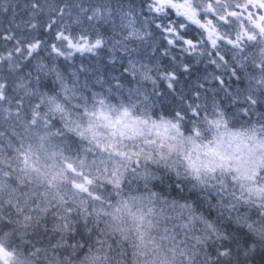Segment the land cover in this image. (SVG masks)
<instances>
[{
    "label": "snow or ice",
    "instance_id": "1",
    "mask_svg": "<svg viewBox=\"0 0 264 264\" xmlns=\"http://www.w3.org/2000/svg\"><path fill=\"white\" fill-rule=\"evenodd\" d=\"M0 17V264H264V0Z\"/></svg>",
    "mask_w": 264,
    "mask_h": 264
},
{
    "label": "trees",
    "instance_id": "2",
    "mask_svg": "<svg viewBox=\"0 0 264 264\" xmlns=\"http://www.w3.org/2000/svg\"><path fill=\"white\" fill-rule=\"evenodd\" d=\"M100 58H94L91 55L88 56H81L80 54H76L71 61H64L63 58L60 59L59 63L60 64H64V65H71L72 67L70 68V70H75L76 68H79L81 65H84L85 67H90V70L87 74H81L80 76V83L84 84L86 81H88L89 77L92 76V73L94 71V69L96 67H100V63H99ZM105 62H106V58H105ZM146 62V61H145ZM124 63V61H118L117 62V68H119L120 64ZM126 64V63H125ZM107 73L109 76L111 75H119V71H113L110 67L105 69V68H101V73ZM129 79H131V77H129ZM131 86H135L134 83ZM127 87H129V85H126L125 87V94H127ZM145 88L148 91H151V84L145 83Z\"/></svg>",
    "mask_w": 264,
    "mask_h": 264
},
{
    "label": "rangeland",
    "instance_id": "3",
    "mask_svg": "<svg viewBox=\"0 0 264 264\" xmlns=\"http://www.w3.org/2000/svg\"><path fill=\"white\" fill-rule=\"evenodd\" d=\"M10 3L13 4V6L15 7V5L19 4V5H23V0H9ZM137 3H139V0H136ZM20 11H22V7L17 9V13H19ZM0 22H3V18L0 17ZM8 25L5 23L4 27H7ZM85 56H88V54H85ZM127 63L126 60H124V64Z\"/></svg>",
    "mask_w": 264,
    "mask_h": 264
}]
</instances>
